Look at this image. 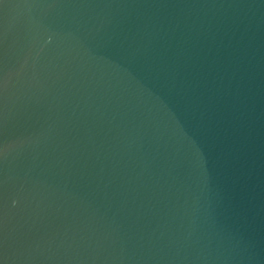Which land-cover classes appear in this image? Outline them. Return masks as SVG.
I'll list each match as a JSON object with an SVG mask.
<instances>
[{
    "label": "water",
    "instance_id": "water-1",
    "mask_svg": "<svg viewBox=\"0 0 264 264\" xmlns=\"http://www.w3.org/2000/svg\"><path fill=\"white\" fill-rule=\"evenodd\" d=\"M0 264H264V0H0Z\"/></svg>",
    "mask_w": 264,
    "mask_h": 264
}]
</instances>
